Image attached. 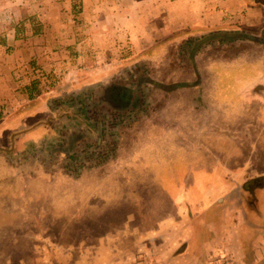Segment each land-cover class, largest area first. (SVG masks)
<instances>
[{
	"label": "crops",
	"instance_id": "0c3cea01",
	"mask_svg": "<svg viewBox=\"0 0 264 264\" xmlns=\"http://www.w3.org/2000/svg\"><path fill=\"white\" fill-rule=\"evenodd\" d=\"M0 17H9L10 23L0 25L2 199L10 195L21 197L20 187L27 175L21 172V164L10 158L12 149L30 147L44 133H54L49 114L52 104L42 107L41 102L43 98L51 99L53 94L61 95L63 90L55 87L43 97L46 93L42 86L46 82L38 78L41 72L52 90L53 85L60 86L61 82H69L68 90H71L79 74L92 71L102 78L97 84L100 89L116 80L103 79L106 72L133 66L143 55H147L150 65L166 51L174 50L181 56L179 71L163 81L151 78L162 85L156 88L168 103L164 115L168 125L159 133V140L168 151L166 165L174 163L181 172L176 186L179 188L170 194L172 210L179 217L163 219L148 230L147 236L154 241L158 235L167 238L188 231L189 237L185 247L174 240L175 245L166 248L163 255L147 254L145 261L147 264H264V187L253 188L261 184L257 179L264 177V170L252 168L264 166V157L251 154V150H264V44L246 39L247 42L230 49L235 54L227 59L203 51L202 44H197L217 32H264V0H0ZM196 38L201 39L189 53L186 44ZM164 64H168L166 59ZM226 82L236 83L233 87L238 89L229 90ZM218 94L223 95V100L228 95L246 98L257 111L233 116L228 110L214 112L212 107L220 103ZM204 102L212 105L206 116L187 109V103L196 106ZM177 106L180 108L176 112ZM98 116H102L101 112ZM235 116L243 119L244 129L248 131L243 132L258 134V140L245 146L233 142H216L210 146L188 141L190 134L203 132L200 124L207 119L220 117L235 121ZM236 123L239 124L236 121L228 125L235 128ZM154 131H150L151 135H156ZM66 133H70L68 129ZM236 148L248 149L249 153L243 160L230 158L236 153H230L229 157L218 155L211 169L202 162L201 151L205 149ZM186 150H191V154ZM1 207L0 218H4ZM186 214L192 216L184 219ZM9 224L8 220L1 222L2 226ZM204 231L208 233L206 238L202 235ZM96 247L99 261L105 262V253L111 252L120 257L119 262L131 257L117 239L101 238ZM85 260L84 264L91 263ZM134 262L142 264L138 259Z\"/></svg>",
	"mask_w": 264,
	"mask_h": 264
},
{
	"label": "rangeland",
	"instance_id": "374dc122",
	"mask_svg": "<svg viewBox=\"0 0 264 264\" xmlns=\"http://www.w3.org/2000/svg\"><path fill=\"white\" fill-rule=\"evenodd\" d=\"M8 24L9 17H0V25ZM244 33L254 34L248 31ZM261 34L257 32V35ZM199 39L187 42L189 53ZM245 40L217 39L200 46L205 48L203 51L227 59L235 54L230 49L247 42ZM143 56L133 66L111 70L103 78L122 81L131 89L139 86L140 104L123 109L125 111L105 106L102 104L103 98L97 100L100 87L97 84L102 80L97 73L90 71L89 74H79L71 90H68L69 82H61L60 86L52 84V90L49 80L45 79L46 75L41 72L38 76L46 82L42 86L43 93H46L43 97L52 93L55 87L62 89L63 93L53 94L51 99L43 98V102L39 99L42 107L46 103L52 104L49 114L54 133H44L30 147L18 146L11 151L10 158L18 161L16 164H21V172L27 175L20 187L21 197H0L1 209L6 215L0 221H10L5 226L0 222V264H84V258L85 261L91 260L90 264H138L134 262L137 259L147 264V254L163 255L166 248L175 245L174 240L181 243V247L187 244L188 231L181 235L177 233L174 237L171 234L167 238L158 235L154 241L147 236L148 230L163 219L179 217L172 210L170 194L179 188L176 186L181 172L174 163L166 165L168 151L162 148V141L159 140V133L168 125L164 122L168 103L164 102L162 91L155 84L142 79L148 77L152 80L151 77H155L163 81L179 71L178 59L181 56L178 51H166L156 63L150 65L147 55ZM136 65L140 67L136 69ZM224 80L227 78L224 77ZM84 83L90 85L83 86ZM227 84L229 90L238 89L233 87L234 82H226L225 86ZM217 96L220 100L217 107L205 102L196 106L187 103V109L199 116H206V112H211V107L214 112L228 110L231 116L257 111L256 106L247 103L246 98L228 95L223 100V95ZM179 108L176 107V112ZM100 112L102 116L99 118ZM175 115L178 117V114ZM176 117L175 121H178ZM235 117V121L219 117L207 119V124L199 123L203 132L190 134L188 141L210 146L216 142L245 146L252 140H258V134L244 133L243 119ZM191 119L194 120V117ZM236 121L239 124L236 123L235 128L229 127L228 124ZM186 123L187 119L184 120V127ZM152 129H155L156 135H151ZM179 139L177 137V141ZM69 142H74V145ZM185 152L191 154L192 151ZM201 152L202 162L209 169L212 168L211 163L217 161L218 155L229 157L230 153H236L230 158L243 160L249 153L245 148L205 149ZM251 154L264 157V150H251ZM252 168L264 170L262 165ZM263 187L264 183L253 188L262 190ZM183 216L187 219L190 214ZM202 235L206 238L207 231ZM101 238L117 239L131 257L119 262L120 257L116 258L111 252L105 253V262L99 261L95 252L98 250L97 241ZM19 259H22L21 262Z\"/></svg>",
	"mask_w": 264,
	"mask_h": 264
},
{
	"label": "flooded vegetation",
	"instance_id": "af4514ba",
	"mask_svg": "<svg viewBox=\"0 0 264 264\" xmlns=\"http://www.w3.org/2000/svg\"><path fill=\"white\" fill-rule=\"evenodd\" d=\"M142 81L152 83L153 85L155 84L157 87L162 86L152 82L148 77H144ZM127 85L128 84H123L122 81H114L107 84L98 90L99 94L97 95V100L100 101V99L103 98L104 102L102 104L115 108L119 107L121 111L123 109L133 108L141 102L139 98V86L137 85V88L131 89ZM135 90H137V92Z\"/></svg>",
	"mask_w": 264,
	"mask_h": 264
},
{
	"label": "water",
	"instance_id": "95a60500",
	"mask_svg": "<svg viewBox=\"0 0 264 264\" xmlns=\"http://www.w3.org/2000/svg\"><path fill=\"white\" fill-rule=\"evenodd\" d=\"M248 39L250 41L258 42L264 44V32H262L261 35L257 34H249V33H244V32H230V33H223V32H217V33H212L200 40L197 44H203L209 40H215V39ZM183 85V84H181ZM176 86H179L176 84ZM264 182V181H263Z\"/></svg>",
	"mask_w": 264,
	"mask_h": 264
},
{
	"label": "trees",
	"instance_id": "16d2710c",
	"mask_svg": "<svg viewBox=\"0 0 264 264\" xmlns=\"http://www.w3.org/2000/svg\"><path fill=\"white\" fill-rule=\"evenodd\" d=\"M152 82H154L155 83V81L154 80H151ZM158 84V83H157ZM159 85V84H158ZM131 100V99H130ZM128 101V100H127ZM116 104H118V105H120L119 103H116ZM119 108V107H118ZM2 116V111H1V109H0V117ZM257 181H260L261 182V184L262 183H264L263 181H264V177L263 178H259V179H257Z\"/></svg>",
	"mask_w": 264,
	"mask_h": 264
}]
</instances>
